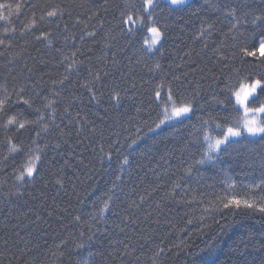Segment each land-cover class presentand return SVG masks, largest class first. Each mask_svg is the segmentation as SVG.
Listing matches in <instances>:
<instances>
[{"label": "trees", "instance_id": "16d2710c", "mask_svg": "<svg viewBox=\"0 0 264 264\" xmlns=\"http://www.w3.org/2000/svg\"><path fill=\"white\" fill-rule=\"evenodd\" d=\"M0 3L13 8L0 10V38L8 28L11 39L0 46V88L13 100L24 89L33 107L15 105L20 119L44 116L22 133L0 128V264H264V214L223 208L264 195L252 187L264 179V140L243 136L197 163L205 133L243 124L239 83L264 80V57L243 51L264 33L253 23L264 0H157L152 19L137 13L142 0ZM122 12L144 23L123 25ZM152 26L163 33L155 47ZM185 102L192 114L158 130ZM261 102L259 89L248 106ZM8 137L23 154H10ZM36 148L38 171L17 180Z\"/></svg>", "mask_w": 264, "mask_h": 264}, {"label": "snow or ice", "instance_id": "6c2138e0", "mask_svg": "<svg viewBox=\"0 0 264 264\" xmlns=\"http://www.w3.org/2000/svg\"><path fill=\"white\" fill-rule=\"evenodd\" d=\"M170 5L173 6H181L186 4L187 0H168ZM157 6V0H142V3L140 5V8L137 9V13H148V18H153V11L155 10V7ZM135 7V5H133ZM227 7V5H226ZM22 8V4L17 3L15 6L14 11L16 13H20ZM7 9L9 15L13 12L12 5L10 4H4L0 3V10ZM151 10V11H150ZM171 10V9H170ZM237 12L236 7H230L228 11V15L235 18V14ZM59 14H62V10L59 8V6L53 8L51 11H48L46 13L47 17H57ZM135 13H121L122 20L121 23L123 25H134L137 23V19L141 24L144 23V16L139 15L137 19H134ZM8 16L4 15L3 11H0V21H7ZM44 17H41L43 19ZM257 21H260L264 23V15L261 16H255L253 18V23L255 24ZM31 24L35 25V20L31 22ZM235 26V25H234ZM28 27V26H26ZM212 26L209 25V28ZM133 29L131 27L128 28V31L131 32ZM9 29H4V37L6 38H0V46H3L5 49L11 47V39L7 38L9 36ZM15 28L11 29V32H15ZM148 31L153 34V38L151 40V46H155L157 43H159L162 39L163 33L161 30L156 27L152 26L148 28ZM51 33H41L40 36H37L36 39H47L48 36H50ZM89 35H94L93 33H89ZM207 46V45H205ZM246 56H252L255 57L257 55V52L260 53L261 57H264V33L261 34L259 40H258V47L253 48L252 51H248L247 49L243 50ZM264 63V60L261 61ZM156 67H159L157 64ZM96 79H99V76L96 77ZM176 79H179V77H176ZM63 83V81H61ZM134 86V85H133ZM261 89L264 90V80L256 79L251 82H241L239 83L238 88L232 92V95L235 97L236 103L240 106H243L244 112H245V118L243 121V124L236 127H227L226 131L222 134V138H214L208 135L207 133L204 134V140L207 143V149L204 153V158L197 161L198 164H204L206 162H215L218 159L217 153L222 151L221 148L222 145H227L230 143V138H237L242 137L245 134H247L250 137H261L262 140H264V120H260L256 118V114H264V102H261L258 107L249 108L248 102L250 98L254 97L257 94V90ZM92 89H89L91 91ZM0 91L3 92V98H0V128H2L5 132L12 131L15 129L16 132H21L25 130L30 124H39L43 119V114L40 113L39 109H36L37 112V119L35 120H27V119H20L19 113L15 112L14 106L17 104H23L28 106L29 108L33 107V103L29 99H25L22 93L24 92L23 88H20L18 91H16L14 94L16 96V99L13 100L12 96L13 93L9 92L7 87L0 88ZM157 96H159V92L156 93ZM118 96V94H117ZM45 107H51V104L45 105ZM192 111V104L191 103H182L180 106L173 105L170 114H168L165 117V120H173L178 119L180 117H183L190 113ZM251 114L252 118H248V114ZM165 120H161V124L165 122ZM205 125L208 124V121L204 122ZM59 127V126H57ZM159 127V125H157ZM217 127H220V125H217ZM39 135V133H37ZM8 148L9 152L11 153H17V154H23V148L20 146V144L13 142L11 137L7 138ZM135 143V141L133 142ZM35 154L29 156V163L28 165L19 173V175L16 176L17 180L23 181L25 179V176L27 177H33L34 173L38 171L37 164L41 162V155L43 154V150L36 148L34 150ZM15 158V157H13ZM7 159V157H5ZM262 160H264V156L261 157ZM125 163H127V160L125 159ZM191 172V169H189V174ZM262 172H264V166H262ZM232 185H230L231 187ZM252 187L261 189V192H264V179H261L260 183L254 184ZM224 209H235V210H253L258 211L259 213L264 214V195H261L259 197V203H257L255 200H252L251 202L248 199H240L235 196L231 198H226V202L223 203ZM108 210L107 201H105V207L100 209V212L103 213ZM79 219V218H77ZM82 246V245H81ZM238 264H243V262H238Z\"/></svg>", "mask_w": 264, "mask_h": 264}, {"label": "rangeland", "instance_id": "374dc122", "mask_svg": "<svg viewBox=\"0 0 264 264\" xmlns=\"http://www.w3.org/2000/svg\"><path fill=\"white\" fill-rule=\"evenodd\" d=\"M188 1V0H187ZM150 35H151V40H152V38H153V34L150 32ZM161 42V41H160ZM159 42V43H160ZM159 43H157L155 46H157ZM150 45H151V42H150ZM154 46V47H155ZM258 91H259V89L257 90V94H258ZM257 94L255 95V96H257ZM254 96V97H255ZM254 97H252V98H250V100L249 101H251ZM235 102H236V100H235ZM237 104V103H236ZM237 106L242 110V112H243V116H244V118H245V112H244V108H243V106H240V105H238L237 104ZM249 107V106H248ZM168 114H170V113H167V115ZM192 114V111L190 112V113H188L187 115H185V116H183V117H180V118H178V119H173V120H171V121H169V120H165V122L163 123V124H161L159 127H158V130L159 129H161V128H163L164 126H166V125H168V124H171V123H173V122H176V121H179V120H181V119H185V118H187V117H189L190 115ZM166 115V116H167ZM264 114H260V113H258V114H256V118L257 119H260V120H262V116H263ZM244 118H243V121H244ZM248 118H252V116H251V114L249 113L248 114ZM244 136H248L247 134H245ZM243 137V136H242ZM242 137H237V138H230V141H233V140H237V139H240V138H242ZM250 137V136H249ZM252 138H259V136H257V137H252ZM225 145H222L221 146V148H223Z\"/></svg>", "mask_w": 264, "mask_h": 264}]
</instances>
